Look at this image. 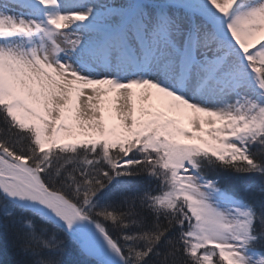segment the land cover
<instances>
[{"label": "snow or ice", "instance_id": "6c2138e0", "mask_svg": "<svg viewBox=\"0 0 264 264\" xmlns=\"http://www.w3.org/2000/svg\"><path fill=\"white\" fill-rule=\"evenodd\" d=\"M264 264V0H0V264Z\"/></svg>", "mask_w": 264, "mask_h": 264}, {"label": "trees", "instance_id": "16d2710c", "mask_svg": "<svg viewBox=\"0 0 264 264\" xmlns=\"http://www.w3.org/2000/svg\"><path fill=\"white\" fill-rule=\"evenodd\" d=\"M3 259L7 262V264H11V261L14 259L11 250H9V252L3 257Z\"/></svg>", "mask_w": 264, "mask_h": 264}]
</instances>
